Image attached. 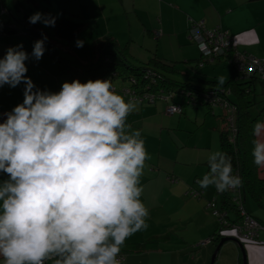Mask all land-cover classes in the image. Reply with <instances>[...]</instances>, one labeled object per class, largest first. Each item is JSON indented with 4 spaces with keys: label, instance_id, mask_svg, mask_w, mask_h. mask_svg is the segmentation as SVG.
<instances>
[{
    "label": "clouds",
    "instance_id": "obj_1",
    "mask_svg": "<svg viewBox=\"0 0 264 264\" xmlns=\"http://www.w3.org/2000/svg\"><path fill=\"white\" fill-rule=\"evenodd\" d=\"M29 22L54 26L55 18L36 12ZM45 40L34 43L36 60ZM27 59L22 44L0 58V88L25 85L23 102L0 122V174L7 176L0 182V264H121L126 240L149 227L141 177L151 156L141 130L127 123L138 101L118 94L111 79L40 90L26 75ZM252 134L253 163L264 167V122ZM207 164L201 188L222 194L242 186L227 153L210 152Z\"/></svg>",
    "mask_w": 264,
    "mask_h": 264
},
{
    "label": "crops",
    "instance_id": "obj_2",
    "mask_svg": "<svg viewBox=\"0 0 264 264\" xmlns=\"http://www.w3.org/2000/svg\"><path fill=\"white\" fill-rule=\"evenodd\" d=\"M43 3L48 7L46 14L55 20L65 17L82 23L73 39L54 34L50 26V31L45 29L59 57L63 52L67 59L78 63L88 62L97 42L110 38L119 48H126L135 64L160 58L176 65L183 76L196 73L216 82L222 76L226 83L232 72L230 62L227 56L203 58L189 38V28L196 23H202L205 31L217 29L226 33L236 54L264 62V0H43ZM8 22L15 25L9 19L4 23ZM77 41H83V47H77ZM34 43L25 33L0 37V58L10 47L22 44L29 55L25 61L26 75L40 90L58 92L63 82L73 79L69 74H57V60L44 54L36 60L31 55ZM214 64L223 68L219 70ZM113 86L126 100L138 101V110L128 116L127 123L141 130L151 156L141 177L144 189L141 200L149 209V227L125 243L143 245V251L123 254L119 257L121 264L134 258H140L141 264H177L176 253L187 259L192 252H198L196 245H204L195 263L199 264L204 260V251H209V237L219 222L208 206L214 197L212 188L197 186V180L208 172L209 153L219 148L218 130L224 123L222 113L217 117L213 109L220 108L222 112V108L187 105L182 114L172 115L167 108L178 104V95H174L175 101L169 98L150 103L129 93L127 86ZM24 88V83L15 88L8 85L0 88V122L6 118L2 114L23 102ZM208 133H212L210 138ZM199 164L203 167L198 168ZM258 174L264 180V167L258 168ZM196 190L201 191L200 195ZM214 191L216 194L215 187ZM243 204L245 213L264 226L261 212L264 208L246 204V197ZM260 232L254 243L244 245L247 264H264V236L260 239ZM185 259L181 264H185Z\"/></svg>",
    "mask_w": 264,
    "mask_h": 264
},
{
    "label": "trees",
    "instance_id": "obj_3",
    "mask_svg": "<svg viewBox=\"0 0 264 264\" xmlns=\"http://www.w3.org/2000/svg\"><path fill=\"white\" fill-rule=\"evenodd\" d=\"M40 1L43 2V0ZM13 3L15 6L19 4L17 0H13ZM0 8L4 13L1 0ZM45 11L48 10L45 9ZM29 17L30 15L25 14L24 19L18 20V24L14 26L10 25L9 22L4 23L5 21L0 20V37L5 38L9 35L25 33L34 42L46 37L44 55L49 59L57 60L59 64L57 74L59 75L69 74L73 80L79 79L82 83L89 79H111L112 84H114V81L120 79L121 82L127 84L131 91L129 93L139 97V99H144L145 95L154 96L156 99L153 102L145 99L150 103L162 100L160 96H164L163 94L168 96L167 99L170 98L174 101L176 98L174 95H178L179 112L172 115L182 114L187 105L194 107L201 105L208 108L220 106L222 108L223 113L220 117L224 127L218 130V151L227 153L231 157L233 174L242 177L243 183L241 187L229 189L222 194L217 192L215 188V198L208 206L212 213L217 210L219 216L215 215V217L219 224L209 237V243L216 247L221 239V232L228 229L226 225L231 227L241 222V211H244L243 200L245 197L248 196L252 199L257 207L264 208V180L259 177V167L253 163V156L251 155L252 141L255 139L252 134L253 125L257 120L264 122V107L260 109L255 107L258 96H264V80L255 73L242 74L239 72L230 61L232 50H230L232 53L229 52L226 55V59L229 60L232 67L231 76L225 84L219 86L218 82L204 79L196 73L195 75L186 74L183 76L176 65L160 58H152L144 64H135L129 59L126 48H119L110 38H104L97 42L93 57L86 63H78L59 57L52 44L53 40L46 35V30L39 22L30 23ZM81 26L82 23L78 21L73 22L61 17L60 20H55L54 26L49 28L54 34L61 33L62 36L73 39L77 36ZM258 87L261 88V93L257 92ZM206 167L209 171L207 162ZM4 179H7V176L0 174V182ZM197 186L199 185L197 184ZM200 193L201 191L196 190L197 195ZM212 204L214 207H211ZM254 219L261 224L257 218ZM141 251H143V245L125 244L119 257L123 254ZM241 264H243L242 260Z\"/></svg>",
    "mask_w": 264,
    "mask_h": 264
},
{
    "label": "built area",
    "instance_id": "obj_4",
    "mask_svg": "<svg viewBox=\"0 0 264 264\" xmlns=\"http://www.w3.org/2000/svg\"><path fill=\"white\" fill-rule=\"evenodd\" d=\"M189 38L195 42L202 56L207 60L218 59L227 55L232 50L231 40L229 36L220 30L205 31L202 23L192 24L189 28ZM232 53V52H230ZM230 61L235 65L237 70L242 74H258L264 80V62L263 60L249 58L243 54L232 53ZM160 96L162 100H167L168 96L163 94ZM145 99L153 102L154 96L145 95ZM212 104L213 101H212ZM169 114L179 112V106L174 104L167 108ZM2 122V121H1ZM211 207H214L213 204ZM213 214L218 215L217 210ZM221 234L227 235L239 240L242 244L254 243L259 232L264 230V226L259 224L254 218L241 211V222L238 225L227 227ZM230 233V235H229Z\"/></svg>",
    "mask_w": 264,
    "mask_h": 264
},
{
    "label": "rangeland",
    "instance_id": "obj_5",
    "mask_svg": "<svg viewBox=\"0 0 264 264\" xmlns=\"http://www.w3.org/2000/svg\"><path fill=\"white\" fill-rule=\"evenodd\" d=\"M17 1L19 4H17L15 6L13 3V0H1L2 5L4 7V10H5V12L3 13L1 11V8H0V20L1 21H6L7 19H9L12 23L18 24V20H23L25 14H28L31 16L36 12H40V13L44 14L45 16H47L45 14V9H48V7H46L42 1H40V0H31V1L30 0H17ZM37 3H38V6H37ZM50 14H51V12H50ZM60 19L61 18L59 17L58 20H60ZM68 19L70 20V18H67V20ZM73 22H75V21H73ZM40 25H42V27L44 29L50 31L48 29V26H45L43 23H40ZM82 50H85V49H82ZM62 57L67 58L66 54L63 52H62ZM72 58H74V57H72ZM213 67H218L219 70L223 68L221 65H217V64L216 65L214 64ZM114 84L116 87H119V86L121 87V85H122V87L127 86V84L124 82H121L120 79H118L117 81H114ZM260 87H258V90H257L258 93L262 92ZM257 100H258V102H257V105L255 107L257 109L263 108L264 107V96H262V95L258 96ZM170 102H171V100H170ZM203 110H205V109H203ZM213 113L218 117L219 114L223 113V110L221 112L220 108H215V109H213ZM208 114H210L209 116L212 117L211 113H208ZM219 122H220V120H219ZM203 129L207 130V129H209V127H207V128L203 127ZM210 130H212V129L210 128ZM210 134H212V133H210ZM210 134H209V138H210ZM215 134H216V132H215ZM193 137H191L190 139H192ZM214 140H216V139L214 138ZM197 167L200 168L203 166H201L199 164ZM210 188H212V190H213V193H214L213 196L214 197L212 199H214L215 198L214 186H210ZM246 204H248V205L250 204V206L252 205V206L256 207L255 203L248 196L246 197ZM261 212H264V211H261ZM260 235H261L260 236V239H261L264 236V230H261ZM203 247H205V246L204 245H196L195 248L198 250V252H192V254H189L188 256H186L187 259H185V257H180L182 254L176 253L177 256L179 257V260H174V261H176L177 264H181L182 260L185 259V261H186L185 264H195L199 260L198 255H199V252L201 251V249ZM214 248L215 247L211 244L209 247V251L208 252L204 251V260L200 261L199 264H209L211 257H212V254H213V251H214ZM197 250H193V251H197ZM241 260H242L241 255H240V252H239V249L237 248V246L233 242H226L219 249L213 264H241ZM47 264H50V262H48ZM125 264H141V260H140V258H134V260L128 259V262H126ZM246 264H247V258H246Z\"/></svg>",
    "mask_w": 264,
    "mask_h": 264
},
{
    "label": "water",
    "instance_id": "obj_6",
    "mask_svg": "<svg viewBox=\"0 0 264 264\" xmlns=\"http://www.w3.org/2000/svg\"><path fill=\"white\" fill-rule=\"evenodd\" d=\"M226 242H233L237 246V248L239 249L240 255L242 257L243 264H246L245 248H244L243 244L239 240H237L236 238H233V237H222L219 240V242L217 243L216 247L214 248V251H213V254H212V257H211V260H210L209 264H213L214 263L216 255H217L219 249Z\"/></svg>",
    "mask_w": 264,
    "mask_h": 264
}]
</instances>
